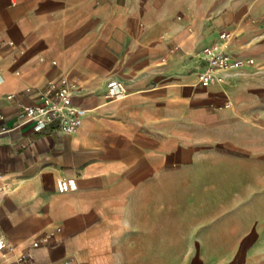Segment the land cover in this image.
I'll return each instance as SVG.
<instances>
[{
  "label": "crops",
  "instance_id": "crops-1",
  "mask_svg": "<svg viewBox=\"0 0 264 264\" xmlns=\"http://www.w3.org/2000/svg\"><path fill=\"white\" fill-rule=\"evenodd\" d=\"M218 13L213 0H0V264H264V109L237 83L253 66L198 80ZM111 80L126 96L105 98ZM50 82L76 84L73 135L24 115Z\"/></svg>",
  "mask_w": 264,
  "mask_h": 264
},
{
  "label": "built area",
  "instance_id": "built-area-1",
  "mask_svg": "<svg viewBox=\"0 0 264 264\" xmlns=\"http://www.w3.org/2000/svg\"><path fill=\"white\" fill-rule=\"evenodd\" d=\"M234 39L233 32L221 31L219 41L202 50L200 59L204 65L198 74V80L202 86L223 85L229 73L255 64V60L252 58H235L228 52ZM76 89V84L73 82L61 85L50 82L37 91V102L23 107L24 115L31 121L35 133H41L50 126H55L58 132L65 135H73L78 132L83 124V112L73 104ZM107 89L105 94L107 100H117L126 96L124 84L117 80L108 82ZM4 119V116H0V123ZM57 188L59 192L66 193L71 189V186L67 180L61 179L57 182ZM3 190V187L0 188V193ZM5 248L4 243L0 240V253ZM20 262L32 264L27 256H24Z\"/></svg>",
  "mask_w": 264,
  "mask_h": 264
},
{
  "label": "rangeland",
  "instance_id": "rangeland-1",
  "mask_svg": "<svg viewBox=\"0 0 264 264\" xmlns=\"http://www.w3.org/2000/svg\"><path fill=\"white\" fill-rule=\"evenodd\" d=\"M213 3L218 5L220 30H230L236 37L233 48L257 55L251 70L237 72L241 73L237 83L250 84L257 107L264 109V0H213ZM234 13L239 14L236 21Z\"/></svg>",
  "mask_w": 264,
  "mask_h": 264
}]
</instances>
